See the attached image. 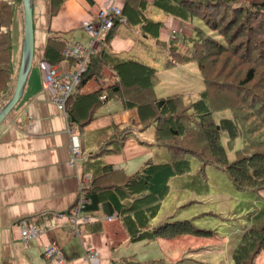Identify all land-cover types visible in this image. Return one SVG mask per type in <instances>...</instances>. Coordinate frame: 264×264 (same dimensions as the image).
Returning a JSON list of instances; mask_svg holds the SVG:
<instances>
[{
  "label": "trees",
  "instance_id": "trees-1",
  "mask_svg": "<svg viewBox=\"0 0 264 264\" xmlns=\"http://www.w3.org/2000/svg\"><path fill=\"white\" fill-rule=\"evenodd\" d=\"M63 1L51 0L52 14ZM124 1L120 15L114 18L102 39L100 50L85 59L79 82L65 103L68 123L80 134L82 149L88 150L83 174L90 177L81 192L84 195L97 193L101 200L109 201L132 242L150 243L184 234L213 237L212 228L199 229L192 220H164L155 224L154 218L168 194L169 178L188 172L190 158L199 161L200 174L209 164L223 168L237 189L264 188V93L253 88L264 81V61L261 59L264 58V48L255 37L252 42L243 38L244 31L247 36L254 32V17H261L264 21V0ZM21 7V0H0V92L4 91L0 109L10 100L15 89L16 78L12 74L16 71L13 62L16 48L12 26ZM150 7L157 8L167 17L193 24L190 37H183L176 43L160 41L162 25L145 12ZM194 20L203 23L216 38L209 39L210 35H206L200 39L205 32L193 23ZM121 25L137 28L136 44H141L142 39L152 40L155 46L164 49L163 69L194 63L204 84L196 98L190 99V94L185 92L157 96L156 86L160 78L155 67L134 59V55L121 58L111 53L109 44L113 31ZM256 25L264 35V22L256 20ZM2 28L6 31L2 32ZM232 45L233 49H230ZM145 46L149 48L148 43ZM64 48L59 36H50L43 61L58 64L65 57L62 54ZM225 61L226 66L235 64L236 68L242 62L248 64L246 70H241L237 82L238 86L251 90L243 97L233 82L226 84L221 82L222 78H217L223 71H215V68ZM105 69L115 74L112 83L101 82L102 87L91 93L79 92L87 81L103 79ZM111 100L120 101L124 110L136 109L138 123L131 120L127 124H112L91 135H82L84 127L101 115V109ZM218 111L230 112L242 142L235 150L233 160L228 158L222 142L224 129L214 119V113ZM136 124L141 125L142 130L149 125L155 126L153 141L149 145L164 146L167 151L175 149V152L171 157L167 154V161L148 159L137 171L124 174L106 163L103 156L120 153L131 134L130 128ZM255 216L250 218L247 228L244 226L230 251L233 264H254L255 257L264 252V212ZM141 264L172 262L161 257Z\"/></svg>",
  "mask_w": 264,
  "mask_h": 264
},
{
  "label": "crops",
  "instance_id": "crops-1",
  "mask_svg": "<svg viewBox=\"0 0 264 264\" xmlns=\"http://www.w3.org/2000/svg\"><path fill=\"white\" fill-rule=\"evenodd\" d=\"M31 3L34 32L31 68L18 103L0 123V264H57L54 259H46L43 255L42 247L49 241L56 242L62 249L63 257L74 264H141L148 258L140 260L136 253L148 243L130 241L112 204L101 200L97 193L85 195L81 215L88 221L79 225L78 230L73 229L67 221H58L54 228H47V222L56 213L67 212L77 203L83 194L81 189L90 176L83 174L88 150L82 149L80 134L69 125L66 113L52 101L56 92L43 85V73L48 64L43 61L44 52L50 36H59L64 43L63 55L68 46L79 45L82 49L80 58L66 56L55 64L62 75L75 73L79 68V59L87 58L101 48L100 44L94 42L92 47L95 52L90 50L92 39L85 26L89 22L97 24L98 14L110 0H64L53 14L51 0H31ZM114 4L123 9L125 1ZM168 18L160 29L161 41H168L170 32L174 30L184 31L182 24ZM23 26L21 7L12 26L19 62ZM137 33V28L126 25L116 27L109 44L111 53L121 58L134 55V48L141 45L135 43ZM156 69L160 78L157 88L165 84L162 83L161 70L169 69ZM114 76L112 71L105 69L103 79L87 81L79 92L91 93L102 87L101 82L112 83ZM165 90L161 87L158 92L169 95ZM201 90L193 91L197 94ZM175 92H185L186 95L193 93L180 90L170 94ZM226 112L217 121L224 129L228 150L233 151L239 138L238 130L231 115L227 116ZM131 120L138 123L136 109L124 110L120 101L111 100L101 109V115L84 127L82 135H91L112 124H127ZM139 127L142 128L136 124L130 128L131 134L120 153L103 156L106 163L124 174L137 171L148 159L162 156L159 147L148 144L153 141L151 130ZM76 137L81 151L74 156L71 145ZM20 220L35 223L44 232L25 242L20 233ZM139 243L142 245L136 249L131 247ZM89 250L96 251L97 258H85Z\"/></svg>",
  "mask_w": 264,
  "mask_h": 264
},
{
  "label": "rangeland",
  "instance_id": "rangeland-1",
  "mask_svg": "<svg viewBox=\"0 0 264 264\" xmlns=\"http://www.w3.org/2000/svg\"><path fill=\"white\" fill-rule=\"evenodd\" d=\"M145 12L155 22H161V25H164V21L169 20L166 15L155 7H150ZM173 20L182 24L184 31L174 30L170 32L168 41L162 42H180L183 37H190V34H192L193 24H186L176 19ZM256 20L264 22L261 17L260 19H255L254 17L253 21L255 24L252 30L254 32L250 31L251 34L247 36L246 31H244L243 38L252 42L255 37L257 38V43L264 48V35L261 33V28L257 27ZM193 23L205 32L202 36H199L200 39L206 35H210L209 39L216 38L203 23H197L195 20ZM1 31L5 32L6 29L2 28ZM261 40H263V43H261ZM208 42L210 43V41ZM147 43L149 48L143 47ZM244 43L247 44V42ZM141 45L134 48V56L132 57L155 68L162 67L164 49L155 46L152 40L142 39ZM230 49H233V45ZM261 59L264 61V58ZM226 61L219 67L216 66L215 71H223V74L217 78H222L221 82L226 84L228 81L233 82L234 86L240 89L239 95L243 97L244 94H247L251 90H245L243 87L238 86L237 82L239 81L238 77L240 73H242L241 70H246L248 64L242 62L236 68L235 64L226 66ZM13 62L16 71H14L12 76L16 78L15 72H17L19 63L18 52L14 53ZM178 67L165 71L161 70L163 75L162 83L165 84H160L156 89L159 90L161 87H164L166 88L165 92L168 94L180 90L192 91L193 93L190 94V99L193 100L197 95L193 90H200L204 87L198 69L191 62L181 64ZM237 74L238 76L236 77ZM255 86L257 87H253L254 89H259L260 92L264 93V81ZM158 90H156L157 94L160 96L165 95V93L158 92ZM1 92L0 99L3 98L4 91ZM244 100L246 101L247 97ZM222 113L224 111L214 113V119H220ZM257 113H254V115ZM226 115L229 116L231 114L227 111ZM259 123L260 121L257 122V125ZM148 128L154 137L155 126L149 125ZM236 141L237 145L235 150L242 145L240 138H237ZM222 142L226 147L228 158L233 160L235 158V150H228L226 136L224 134H222ZM158 149L162 156L152 158L154 162L167 161L171 157L170 155L175 152V149L167 151L164 146H160ZM189 161L190 169L188 172L183 173L181 176L169 178V191L154 218V223H160L164 220L188 219L192 220V223L199 229L207 230L209 227L212 228L215 235L213 237H204L184 234L173 239L159 238L157 241L148 243V245L144 246L145 248L139 249L136 255L140 260L165 257L172 264H233L230 258V251L236 245L244 226L247 228L250 218L256 214L255 217H257L264 212V188L258 190L237 189L223 168L209 164L204 167L203 174H200L199 161L195 158H190ZM260 209L263 210L258 214ZM141 245L139 243L131 247L136 249V247ZM254 264H264V252L259 253L255 257Z\"/></svg>",
  "mask_w": 264,
  "mask_h": 264
},
{
  "label": "built area",
  "instance_id": "built-area-1",
  "mask_svg": "<svg viewBox=\"0 0 264 264\" xmlns=\"http://www.w3.org/2000/svg\"><path fill=\"white\" fill-rule=\"evenodd\" d=\"M117 2H122V0H110V3L103 7L98 14V20L96 21L97 24L94 25L92 22H89L85 26V30L92 39L90 50H94L92 47L94 42H97L100 44V46H102V39L106 36L109 29L111 28L114 18L120 15L122 10L121 7L114 4ZM81 51L82 49L79 45L72 47L68 46L64 51V55L67 57L80 58ZM85 59L86 57L79 59V68L75 73L62 75L56 65L47 64L45 67L43 73V85L44 87L51 89L53 92H56L52 97V101L59 110L63 111L64 114L66 113L65 103L67 97L74 91L75 86L79 82V74L84 70ZM80 151L81 149L76 137V139H74V143L71 145V152L74 156H76L80 153ZM87 179L88 178L86 177V180ZM85 202V195H80L77 203L69 210L67 209V212L56 213L54 217H52L47 222V228H54L56 226L55 223L58 221H67L69 225L76 230L80 224L88 221V218H85L81 215V210L84 207ZM19 228L21 237L25 242L36 238L42 232H44L42 227L26 220L19 221ZM42 248L43 255L46 259H54V262L57 264H74L71 263V261H67L63 257L62 249L56 242L49 241L45 243ZM84 257L87 259H95L97 258V252L94 250H89L86 252Z\"/></svg>",
  "mask_w": 264,
  "mask_h": 264
},
{
  "label": "water",
  "instance_id": "water-1",
  "mask_svg": "<svg viewBox=\"0 0 264 264\" xmlns=\"http://www.w3.org/2000/svg\"><path fill=\"white\" fill-rule=\"evenodd\" d=\"M21 2L24 19L21 59L17 70L14 93L10 100L0 109V123L7 117L8 113L20 99L33 59L34 32L32 3L31 0H21Z\"/></svg>",
  "mask_w": 264,
  "mask_h": 264
},
{
  "label": "bare ground",
  "instance_id": "bare-ground-1",
  "mask_svg": "<svg viewBox=\"0 0 264 264\" xmlns=\"http://www.w3.org/2000/svg\"><path fill=\"white\" fill-rule=\"evenodd\" d=\"M22 3V2H21ZM18 103V102H17Z\"/></svg>",
  "mask_w": 264,
  "mask_h": 264
}]
</instances>
